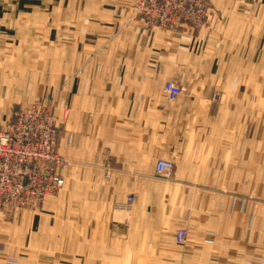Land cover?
Segmentation results:
<instances>
[{"label": "crops", "instance_id": "obj_1", "mask_svg": "<svg viewBox=\"0 0 264 264\" xmlns=\"http://www.w3.org/2000/svg\"><path fill=\"white\" fill-rule=\"evenodd\" d=\"M136 1L0 0V71L5 61L19 63L21 50L27 47L34 50L36 62H46V69L48 63L60 65L56 77L48 73L43 79L56 80L44 92L62 111L57 149L70 160L61 168L66 186L76 174L86 187L101 184L113 191V199L121 197L119 192H136L141 205L139 191L166 187L165 180L155 174L160 159L174 161L175 175L259 171L261 143L251 140L246 146L244 135L233 130L245 126L244 115L242 125L233 124L229 119L233 106L226 109L209 97L205 103L195 97L212 95L213 87L189 86L176 101L165 102V79L213 78L221 58L211 51L199 53L202 44L196 32L149 30L134 20ZM225 13L236 16L237 23L253 32L255 27L260 29L264 11L237 6ZM246 47L240 61L260 62L261 40L256 48ZM99 48H107L108 55L96 54ZM4 75L1 71L0 100L14 93L13 87L9 88L12 92L4 88ZM159 80L162 86H155ZM10 105L11 113H0V128L8 126ZM222 113L227 116L222 118ZM69 133L75 137L72 145ZM246 158L254 161L244 168ZM168 184L196 190L177 176ZM51 211L46 203L27 211V234H38L45 222L53 221Z\"/></svg>", "mask_w": 264, "mask_h": 264}, {"label": "rangeland", "instance_id": "obj_2", "mask_svg": "<svg viewBox=\"0 0 264 264\" xmlns=\"http://www.w3.org/2000/svg\"><path fill=\"white\" fill-rule=\"evenodd\" d=\"M138 1L134 6V20L149 30L176 32V29L146 25L136 10ZM244 1H202L208 15L205 25L195 32L202 44L199 53L211 51L221 58L216 76L206 80L169 77L163 86L160 80L155 81V86H162L166 103H173L186 94L189 86L213 87L212 95L195 94V97L204 103L209 97L223 103L226 109L233 106L229 113L233 124L242 125L244 115L245 126H234L233 130L244 135L246 146L251 140L261 143L259 171L240 175H175L174 161L160 159L156 167L161 160L173 163L171 171L164 175L156 169V177L165 180L166 187L139 191L141 205L136 192H119L121 197L113 199V191L102 188L101 184L86 187L74 174V181L41 203L0 207V264H264V14L260 29L255 27L252 32L237 23L236 16L225 13L237 6L251 9L257 6L264 11V0ZM259 40L260 62L254 65L249 59L241 62L244 49L249 48L246 45L256 48ZM98 52L101 56L108 55L107 48H99L95 53ZM32 53L34 50L27 47L21 50L19 63L3 62L4 88L12 92L13 87L14 93L3 95L0 113H11L8 106L13 104L11 121L22 109L40 107L51 113L59 139L62 111L44 92L56 80L43 79V76L52 73L56 77L60 65L48 63L46 69V62H36ZM8 79L13 83L7 84ZM169 82L180 87L178 96L168 93ZM226 116L222 113V118ZM218 124L214 120V125ZM74 138L73 133L68 134L69 145ZM64 158L66 166L69 165L70 160ZM243 161L246 168L254 160ZM176 176L196 190L189 191L181 185L171 187L168 183ZM44 203L52 210L54 220L45 222L38 234H27L26 212L36 211ZM184 231L186 238L179 243L176 236Z\"/></svg>", "mask_w": 264, "mask_h": 264}, {"label": "built area", "instance_id": "obj_3", "mask_svg": "<svg viewBox=\"0 0 264 264\" xmlns=\"http://www.w3.org/2000/svg\"><path fill=\"white\" fill-rule=\"evenodd\" d=\"M202 1L139 0L136 10L141 20L154 28L195 32L205 25L208 15ZM167 91L172 97L181 93L173 82L168 83ZM58 134L51 113L40 107L20 110L9 126L0 130V207L38 204L64 187L61 168L66 159L57 150ZM172 168L173 163L167 160L156 167L162 175ZM186 235L179 232L176 240L182 243Z\"/></svg>", "mask_w": 264, "mask_h": 264}]
</instances>
